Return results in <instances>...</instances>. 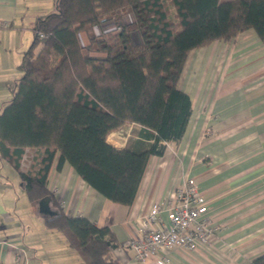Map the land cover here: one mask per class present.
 <instances>
[{
    "label": "trees",
    "instance_id": "trees-1",
    "mask_svg": "<svg viewBox=\"0 0 264 264\" xmlns=\"http://www.w3.org/2000/svg\"><path fill=\"white\" fill-rule=\"evenodd\" d=\"M248 30L264 46V0H53L36 18L0 111V159L19 173L32 205L50 197L58 214L45 225L84 264H121L112 253L119 243L108 226L61 209L47 186L55 157L57 169L67 162L103 197L131 205L149 156L185 132L191 100L178 83L189 53ZM124 124L140 126L150 142L114 151L107 136ZM27 150L34 156L25 169ZM249 264H264V253Z\"/></svg>",
    "mask_w": 264,
    "mask_h": 264
},
{
    "label": "crops",
    "instance_id": "crops-1",
    "mask_svg": "<svg viewBox=\"0 0 264 264\" xmlns=\"http://www.w3.org/2000/svg\"><path fill=\"white\" fill-rule=\"evenodd\" d=\"M52 7L53 0H0V48L5 51L0 62L8 71L1 81L8 90L21 62L16 50L25 51L33 40L29 28L33 31L36 18ZM178 87L191 100L185 132L178 142L167 143L161 156H149L131 205L103 197L67 162L57 169L58 155L48 189L65 213L108 226L119 243L113 255L121 264H133L125 244L140 235V217L193 178L219 229L195 251H171V264H249L264 253L262 42L248 30L192 50ZM10 95L0 92V111ZM144 134L140 126L124 124L106 141L119 154L139 151L150 142ZM50 206L55 209L51 201ZM43 217L29 201L19 173L0 159V264H84L65 235L49 229Z\"/></svg>",
    "mask_w": 264,
    "mask_h": 264
},
{
    "label": "built area",
    "instance_id": "built-area-1",
    "mask_svg": "<svg viewBox=\"0 0 264 264\" xmlns=\"http://www.w3.org/2000/svg\"><path fill=\"white\" fill-rule=\"evenodd\" d=\"M140 225V235L125 244L132 251L133 264H171V251H195L208 244L219 229L193 178L185 179L171 198L154 204L140 217Z\"/></svg>",
    "mask_w": 264,
    "mask_h": 264
},
{
    "label": "rangeland",
    "instance_id": "rangeland-1",
    "mask_svg": "<svg viewBox=\"0 0 264 264\" xmlns=\"http://www.w3.org/2000/svg\"><path fill=\"white\" fill-rule=\"evenodd\" d=\"M45 14H48V13H45ZM123 19H124V21L125 22H129L130 21V18L128 17V16H124L123 17ZM106 26V25H105ZM29 27V26H28ZM29 32L31 33V38H32V33H33V31L31 30V28H29ZM33 39V38H32ZM87 39H86V36H85V34H83V33H80V35H79V41L81 42V43H85V41H86ZM132 40H133V42L135 43V44H138L139 42H140V38H139V35H138V33L136 32V33H132ZM31 42H32V40H31ZM31 42L29 43V45L31 44ZM29 45L26 47V49L29 47ZM1 46V45H0ZM25 49V50H26ZM15 51V48L13 49V50H11V52H14ZM16 52L18 53V54H20V57H21V60H22V55H23V52H24V47H21L20 46V48L18 49V50H16ZM5 53V51H4V47H2V49L0 48V55H2V54H4ZM96 54V53H95ZM20 63V62H19ZM20 65V64H19ZM19 65L17 66V68L15 69V73H14V78L15 79H12L11 81H10V83H14V81L15 80H18L19 79V76H20V69H19ZM8 71L7 70H5V67H4V65L0 62V89H1V87H3L2 88V90H0V92H1V94H3L4 92H6V93H10V91L5 87V86H7V84H5V83H2V78L5 76L4 74L5 73H7ZM11 76H13V72L10 74ZM9 75H7V77H8ZM6 90V91H5ZM11 96V95H10ZM9 98H11V97H9ZM10 100V99H9ZM34 153H33V150H27L26 152H25V154L23 155V158H22V163H23V167L25 168V169H28L29 168V166H30V164H31V158L34 156L33 155Z\"/></svg>",
    "mask_w": 264,
    "mask_h": 264
},
{
    "label": "water",
    "instance_id": "water-1",
    "mask_svg": "<svg viewBox=\"0 0 264 264\" xmlns=\"http://www.w3.org/2000/svg\"><path fill=\"white\" fill-rule=\"evenodd\" d=\"M37 210L40 215L52 218L58 214L55 209L50 206V197H44L37 202Z\"/></svg>",
    "mask_w": 264,
    "mask_h": 264
}]
</instances>
